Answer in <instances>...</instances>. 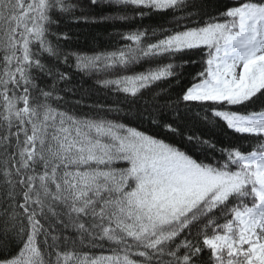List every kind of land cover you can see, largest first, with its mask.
<instances>
[{
  "label": "snow or ice",
  "instance_id": "snow-or-ice-1",
  "mask_svg": "<svg viewBox=\"0 0 264 264\" xmlns=\"http://www.w3.org/2000/svg\"><path fill=\"white\" fill-rule=\"evenodd\" d=\"M0 264H264V0H0Z\"/></svg>",
  "mask_w": 264,
  "mask_h": 264
},
{
  "label": "trees",
  "instance_id": "trees-1",
  "mask_svg": "<svg viewBox=\"0 0 264 264\" xmlns=\"http://www.w3.org/2000/svg\"><path fill=\"white\" fill-rule=\"evenodd\" d=\"M221 2H230V0H221ZM159 19H145L142 23L156 24L159 23ZM140 23L136 21L131 25H123L120 22L108 21L104 23H98L95 25H79L71 26L72 40L69 44L74 50H82L90 52L93 50H103L111 49L116 45L118 37L115 35L117 31H126L129 27L135 26V24ZM74 83L81 85L83 88L87 89L92 85V80L89 77L81 78V75H76L74 77ZM93 100H99L101 102L105 100H110V97H106L105 94L101 92H93Z\"/></svg>",
  "mask_w": 264,
  "mask_h": 264
}]
</instances>
